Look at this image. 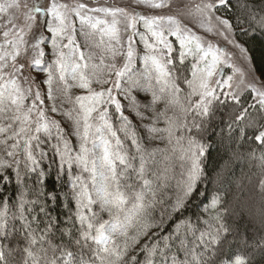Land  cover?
<instances>
[{
	"label": "snow or ice",
	"instance_id": "obj_1",
	"mask_svg": "<svg viewBox=\"0 0 264 264\" xmlns=\"http://www.w3.org/2000/svg\"><path fill=\"white\" fill-rule=\"evenodd\" d=\"M247 29L264 32V0H0V178L17 182L0 264H249L227 251L219 194L182 215L217 116L264 167V80L234 59ZM45 159L66 177V230Z\"/></svg>",
	"mask_w": 264,
	"mask_h": 264
},
{
	"label": "trees",
	"instance_id": "obj_2",
	"mask_svg": "<svg viewBox=\"0 0 264 264\" xmlns=\"http://www.w3.org/2000/svg\"><path fill=\"white\" fill-rule=\"evenodd\" d=\"M237 14H242L241 10L232 9L226 13L229 16ZM236 39L247 48L255 71L264 79V32L247 29L246 32H238ZM77 40L83 45L82 36L78 35ZM44 47L47 56L49 48L47 45ZM248 102H252L251 98H248ZM56 118L59 119V115ZM205 143L206 153L201 158L204 175L187 201L182 215L195 219L204 212L205 205L210 203L212 197L219 194L225 201V222L232 230V234L228 236V240L232 241L227 249L229 255L244 256L249 259V264H264V252L257 250L254 244L255 240L264 235V184H261V180H264V167L258 159L260 148L251 140L237 143L234 139H229L227 120L225 118L222 122L219 116L208 128ZM254 149L255 157L250 155ZM43 167L46 188L59 192L61 197L59 202H51L50 214L54 220H59L60 229L66 230L70 227L67 220L68 202L64 199V193L68 190L66 177L57 175V166L50 163L49 159L44 160ZM16 195L17 182L14 173L7 180L0 178V198L12 197L15 200ZM206 218L207 214L202 220Z\"/></svg>",
	"mask_w": 264,
	"mask_h": 264
},
{
	"label": "rangeland",
	"instance_id": "obj_3",
	"mask_svg": "<svg viewBox=\"0 0 264 264\" xmlns=\"http://www.w3.org/2000/svg\"><path fill=\"white\" fill-rule=\"evenodd\" d=\"M41 3H43V0H40ZM68 2H72V0H68ZM87 2H89V6H96L97 4H99L100 6H120V7H124L127 5L128 0H96V3H92L91 0H87ZM187 0H174V9L175 7H183V4L186 3ZM27 3L29 5H31L33 3V0H27ZM138 10H143V9H138ZM229 51H232L231 47L229 46ZM247 55L249 57V59L247 60V62H245L243 60L242 57H240L239 53L236 52L234 54V59L237 63L238 66H240L241 68H245V69H251L255 75L262 79L259 74L255 71V68L252 64L251 58L249 53L247 52ZM258 206V205H257Z\"/></svg>",
	"mask_w": 264,
	"mask_h": 264
}]
</instances>
